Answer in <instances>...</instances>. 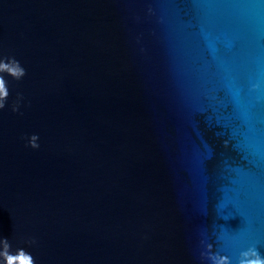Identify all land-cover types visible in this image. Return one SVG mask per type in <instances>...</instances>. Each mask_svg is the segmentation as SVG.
Returning <instances> with one entry per match:
<instances>
[{
  "label": "clouds",
  "instance_id": "obj_1",
  "mask_svg": "<svg viewBox=\"0 0 264 264\" xmlns=\"http://www.w3.org/2000/svg\"><path fill=\"white\" fill-rule=\"evenodd\" d=\"M5 74L18 81L26 75V70L14 57L0 59V110L6 107V101L10 94ZM20 99L22 96L18 94L17 102L12 106L13 112L19 110ZM38 140V135H31L28 138V146L33 149L39 148ZM28 243L32 244L35 241L30 240ZM11 248L12 245L7 239L0 238V264H36L34 257L24 248H18L15 252H12ZM212 249L213 245L207 244L206 251L201 253L207 258L209 264H232L229 257L213 252ZM236 264H264V257L253 247L242 251Z\"/></svg>",
  "mask_w": 264,
  "mask_h": 264
}]
</instances>
